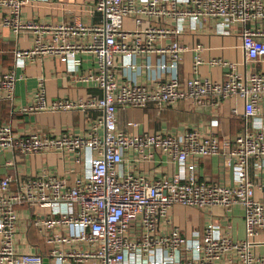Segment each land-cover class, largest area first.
<instances>
[{
    "label": "built area",
    "instance_id": "built-area-1",
    "mask_svg": "<svg viewBox=\"0 0 264 264\" xmlns=\"http://www.w3.org/2000/svg\"><path fill=\"white\" fill-rule=\"evenodd\" d=\"M27 0H0L8 14L0 26L35 31V46L15 51V67L37 56H56L71 72H80L82 56L91 54L94 67L80 72L78 80L102 92L87 98H59L49 101L44 80L39 82L32 104L22 112L97 109L101 116L93 123L94 133L81 136L68 131L45 135L37 130L18 134L11 124H0V151L21 155L56 153L82 164L72 179L44 171L37 176L0 178V264H44L38 252H20L17 247L18 207L45 210L32 224L45 233L48 243H84L85 250H51L55 264H264L257 254L256 236L264 230V200L256 198V184L250 178L253 162L264 171V73L241 72L237 64L213 58L211 66L227 68L222 81L193 75L179 77V63L189 49L180 41L187 31L218 35L239 34L245 64L264 59V0H91L93 24L62 22L54 26L20 22L21 7ZM45 2L53 0H41ZM131 18L134 29L124 27ZM46 34V38L45 35ZM169 45L157 43L167 37ZM193 51L194 72L204 63V46ZM157 56V61L152 60ZM118 58V60H117ZM138 58H142L141 61ZM144 70L149 83L138 81ZM17 74L14 69L0 73V98L13 103ZM237 97L243 101V126L234 139L221 140L199 130L160 134H135L118 127L119 107H159L181 100L194 105L218 106ZM212 124H217L216 121ZM128 126L137 127L135 121ZM104 129L103 136L98 133ZM132 152L139 156L156 153L175 161L178 170L150 181L126 168ZM221 156L234 163V182L219 183L197 176L191 158ZM174 205L211 209L216 206L244 212L245 238L234 240L217 223L203 231L183 235L179 228L160 232ZM64 232V233H61Z\"/></svg>",
    "mask_w": 264,
    "mask_h": 264
},
{
    "label": "crops",
    "instance_id": "crops-1",
    "mask_svg": "<svg viewBox=\"0 0 264 264\" xmlns=\"http://www.w3.org/2000/svg\"><path fill=\"white\" fill-rule=\"evenodd\" d=\"M21 1V0H20ZM91 0H53L49 2L41 0H27L20 9L19 21L35 23L44 26H54L66 22L74 23L82 21L85 24H93L98 17L91 13ZM8 8L0 5V21L8 14ZM124 27L134 29L135 23L131 18L124 19ZM240 34V33H239ZM239 34L218 35L207 31L187 30L179 39L189 49L183 54L179 63V77L183 81L193 75L202 78H211L222 81L226 78L227 68L211 66L209 61L213 58H224L237 64L241 72L264 73V59L245 64V55L241 48ZM45 38L46 34L44 33ZM36 33L32 29H23L16 32L13 27L0 26V73L14 69L17 74L15 98L13 103L0 98V124H11L18 134H27L37 130L45 135L59 134L68 131L81 136H89L94 133L93 123L101 116V111L90 109L86 111H38L35 113L22 112L21 108L32 104L39 82L44 80L47 98L49 101L59 98H87L90 95L101 96L102 92L86 85L78 80V74L94 67V57L91 54L82 56L80 72H71L66 63L59 57L40 55L33 60H27L24 64L15 67V51L18 49H30L35 46ZM172 37L160 40L157 45L164 46L173 42ZM202 44L204 50L201 57L204 63L199 65L194 72V58L197 52L192 48L196 44ZM118 60V58H117ZM139 61L142 58H138ZM157 61V56H152ZM138 81L149 83L146 73L141 70L137 74ZM201 106H205L201 108ZM242 111L243 101L233 97L224 100L218 106L194 105L190 101L181 100L174 105L159 107L149 103L144 108L119 107L117 111L118 127L127 132L144 134L157 132L170 134L187 129H197L203 134H215L221 140L234 139L243 126L242 117L232 113L233 108ZM129 121H135L137 127L128 126ZM214 121L217 124H212ZM98 133L103 136L104 129L99 127ZM197 164V176L201 180L210 178L219 183L234 182L232 168L224 163L221 156H198L191 158ZM126 168L137 174L146 176L150 181L171 175L178 170L175 161L168 160L162 154L152 156H139L132 152L125 162ZM82 170V164L76 163L72 158H63L56 153L21 155L10 151H0V178L12 177V188L18 184V179L28 176H37L44 171L55 173L72 179L75 171ZM250 178L256 184H264V171L258 172L253 162L250 168ZM256 198L264 200V188L256 189ZM19 222L17 234V247L20 252H38L46 259V264H55L51 257V250L59 249L85 250L84 243L60 244L48 243L45 233L40 232L32 224V218H42L45 210H39L27 205L19 206ZM219 224L223 231H228L234 240L245 238L244 212L241 207H235L227 211L223 207L216 206L211 209H199L174 205L169 213L167 221L160 224V232H169L179 228L183 235H190L195 230L203 231L209 223ZM64 233V232H61ZM257 245L255 252L264 255V230L256 236ZM75 264H94L91 261ZM219 264H226L225 261Z\"/></svg>",
    "mask_w": 264,
    "mask_h": 264
},
{
    "label": "water",
    "instance_id": "water-1",
    "mask_svg": "<svg viewBox=\"0 0 264 264\" xmlns=\"http://www.w3.org/2000/svg\"><path fill=\"white\" fill-rule=\"evenodd\" d=\"M205 106H201V108H204ZM231 168H232V177L234 176V163L232 162V164H231ZM231 185H233V182L231 183ZM46 259H44V264H46V261H45Z\"/></svg>",
    "mask_w": 264,
    "mask_h": 264
}]
</instances>
